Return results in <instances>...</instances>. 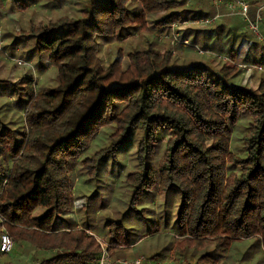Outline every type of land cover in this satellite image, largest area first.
<instances>
[{
  "label": "trees",
  "instance_id": "trees-1",
  "mask_svg": "<svg viewBox=\"0 0 264 264\" xmlns=\"http://www.w3.org/2000/svg\"><path fill=\"white\" fill-rule=\"evenodd\" d=\"M54 1L44 5L50 11L70 8L72 14L14 34V43L33 41L39 72L52 77L38 83L28 74L0 79V96L14 93L18 113L10 114L9 101L7 109L0 105V227L26 251L44 252L37 264L95 257L99 244L71 218L74 173L79 168L89 179L101 173L138 130L140 168L126 177L135 186L128 211L138 199L153 205L159 196L162 208L177 195L172 241L187 264H218L233 243L246 240L264 255V76L255 90L232 81L244 72L241 63L262 70L264 42L259 46L249 30L256 40L241 53V43L234 47L233 21H243L208 0ZM247 1L252 12L264 2ZM15 5L25 10L34 3ZM217 12L223 15L216 26L201 30L193 23ZM260 28L264 34V11ZM172 30L181 41L201 39L204 50L227 47L228 60H221L218 74L206 64L170 61L169 50L162 54L157 35L171 36ZM135 36L147 37L142 49L129 43L104 59L110 43H132ZM239 124L240 151L233 153L230 139ZM165 127L172 134L152 168L155 136ZM163 215H170L164 207L161 220ZM108 224L112 254L136 244L120 221ZM157 232L156 225L148 234ZM157 252L148 254L155 258ZM5 254L0 251V258Z\"/></svg>",
  "mask_w": 264,
  "mask_h": 264
},
{
  "label": "rangeland",
  "instance_id": "rangeland-1",
  "mask_svg": "<svg viewBox=\"0 0 264 264\" xmlns=\"http://www.w3.org/2000/svg\"><path fill=\"white\" fill-rule=\"evenodd\" d=\"M31 2L34 3V5L28 6L25 10H20L15 5L16 0H0V79L15 81L19 80V77L23 74H28L33 75V79L38 83L44 78L52 77V75H50L51 73L47 71L43 73L39 72L35 64L38 57L36 53L32 51L33 41L30 38L27 40L19 39L14 43V34L16 32L28 30L31 23H38L41 21L46 24L47 21L49 23L50 21L60 19L64 15H71L72 9L67 8L60 11H50V5L46 7L44 4H54V0H31ZM219 8L223 9L225 13L224 6H220ZM208 9L211 8L208 6ZM234 17L237 18L238 16ZM221 21L222 19L218 22ZM233 22L236 27V34L239 33L237 35L235 34L234 47L236 48L238 44L241 43V53L244 54V51L248 48L247 45L255 38L259 42V46H262V41L253 34L255 36L254 38L244 22L243 24L235 20ZM193 23L201 30L206 28L205 26H208L200 20H196ZM213 23L211 25L209 24L208 27L210 28L213 25L216 26L217 22H215V24ZM200 32L201 31H199V34ZM261 33L264 36L262 31ZM154 34L155 33L151 34V39L152 37L154 38ZM157 36L158 38L155 43L158 45L157 48H160V52L163 54L165 51L169 50L171 53L170 61L177 58V60L181 62V65L206 64L218 74L222 66V62L218 58V55L227 54V47L224 48L223 52L219 51L220 53L217 51V53L214 52L216 49L204 50L201 39H198L196 44H192L189 41V46L181 44V42H179L181 40L175 31L171 33V36L170 33L169 35L163 33ZM204 36L205 34H201L202 40ZM241 36L245 38L243 39ZM146 40L147 37L135 36L132 43L130 41L112 42L105 47L104 59L114 58L118 48L125 50L126 47H129V43L133 46H139L142 49L145 45L143 43ZM30 51L32 52L28 54ZM243 54H240L242 58ZM33 55H35L34 58ZM262 59V70L257 72L256 70L244 71L242 73L240 72V75L236 73L232 81L239 83V81L242 80L249 88L255 90L260 76H264V51ZM242 60L243 59L240 61ZM4 93H7L8 97L0 96V105L7 109L9 101L10 114H18L14 111L15 108L13 109L12 104V101L15 99L14 93H8V91H4ZM171 134V130L167 127L157 132L155 136L156 149L150 160L152 162L150 164L152 168L157 167L162 151L166 147V142L171 137ZM242 134L243 128L242 125L239 124L234 128L230 139V146L233 153H239L240 151L238 146ZM141 135L142 132L137 130L131 138L129 145H124L121 147L120 151H116L115 159L111 161L108 159L101 173L95 175L93 178L89 179L86 171L81 172L79 168L75 171L73 185L75 201L74 212L71 218L74 219L77 228H84L86 233L93 236L95 241L99 244L100 250L96 255L97 257L102 252L108 254L111 259L117 257L134 258L141 254L146 258L161 260L164 264H187L186 259L181 255L183 249L179 250L178 246L175 243L173 244L172 241L174 236V219L179 206V197L177 195H174L170 202L167 201L162 208L159 204L161 202L159 196L155 198L156 201L153 205L150 201L148 203V200L138 199L139 202L137 201L134 203L135 209H130L128 211L129 202L135 186H133L132 183L126 182V177L128 173L140 168L136 161V149L139 146V138ZM141 195H144V193ZM163 207L168 210L170 215L167 217L163 215L161 220L159 218V213L163 210ZM111 220L116 222L120 221L123 224L125 234L129 236L130 240L136 237V241H134L136 244L134 246H120L116 248V252L113 254L108 250L107 230L109 227L108 222ZM156 225L159 232L149 235L148 233L152 231ZM2 234H7V232L3 227H0V238ZM251 244L252 240H246L237 244L233 243L226 250V253H224L223 260L218 262V264H264V255L257 249L258 246H251ZM134 250L140 252L135 253ZM11 251L12 252L0 258V264H37L35 259L44 255V252L38 249L26 251V246L16 245L14 242ZM148 252H157L158 257L151 258ZM35 253H37V255ZM88 257L89 256H82L79 261H68L60 257L54 264H78L83 258Z\"/></svg>",
  "mask_w": 264,
  "mask_h": 264
},
{
  "label": "built area",
  "instance_id": "built-area-1",
  "mask_svg": "<svg viewBox=\"0 0 264 264\" xmlns=\"http://www.w3.org/2000/svg\"><path fill=\"white\" fill-rule=\"evenodd\" d=\"M211 4L219 9L220 6H224L227 16H238L245 23L247 29H249L259 40L264 42V36L261 33L260 23L262 20V11H264V2H259L255 5L253 12H251L250 4L247 0H209ZM217 12L214 16L203 19L204 24H212L218 17L223 15ZM175 25H173L174 28ZM181 44L188 45L187 40L179 41ZM218 58L222 61H227L228 56L225 54H219ZM239 68L243 71L260 70V67L253 66L251 64H239ZM13 248V241L8 234H2L0 238V251L9 253ZM95 264H164L161 260H154L146 258L144 255H139L133 259L115 258L111 259L108 254L102 252L95 259Z\"/></svg>",
  "mask_w": 264,
  "mask_h": 264
},
{
  "label": "crops",
  "instance_id": "crops-1",
  "mask_svg": "<svg viewBox=\"0 0 264 264\" xmlns=\"http://www.w3.org/2000/svg\"><path fill=\"white\" fill-rule=\"evenodd\" d=\"M252 12V11H251ZM141 255V254H140ZM139 256V255H138ZM94 256H89L88 258H83L82 261L78 262V264H93L96 259V254ZM137 257V256H136ZM117 258H124V257H117ZM135 258V257H134ZM60 259V258H59ZM115 259V258H114ZM126 259H133V258H126ZM65 260V259H64ZM72 263V262H71Z\"/></svg>",
  "mask_w": 264,
  "mask_h": 264
}]
</instances>
